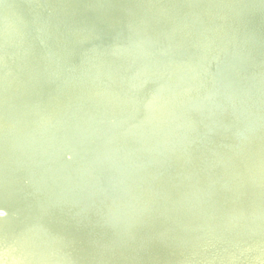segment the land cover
Listing matches in <instances>:
<instances>
[{"label":"bare ground","instance_id":"bare-ground-1","mask_svg":"<svg viewBox=\"0 0 264 264\" xmlns=\"http://www.w3.org/2000/svg\"><path fill=\"white\" fill-rule=\"evenodd\" d=\"M0 206V264H264L202 240L264 237V0H0Z\"/></svg>","mask_w":264,"mask_h":264},{"label":"water","instance_id":"water-1","mask_svg":"<svg viewBox=\"0 0 264 264\" xmlns=\"http://www.w3.org/2000/svg\"><path fill=\"white\" fill-rule=\"evenodd\" d=\"M110 70H107V72H109ZM91 78H95V76H91ZM243 201L246 204H251L253 203V201L247 196L244 195L243 197ZM231 198H227L224 200H219V199H215V198H201L198 202V206H193V205H189L185 202H178L176 205V207L180 210H185L188 211L191 214L190 220H192L191 222L198 220L199 218H204L203 213L205 210H209L211 208H215V207H219V206H224L227 205L231 202ZM8 214V209L4 206H0V217L7 215ZM162 218L168 220L171 224H176V220L174 218H170L168 216H165L164 214H160ZM149 236L153 239H155L154 234L152 232L148 233ZM184 238H180L179 243H181V240H183ZM264 237H260V235H252L251 239H245V240H235V239H230V238H226L224 240H228L226 242H221V247L219 245V241H213V240H209L208 238H203L202 240H205L204 242H207L210 246L209 251L212 253H222L224 249L228 250V252H235V251H242L241 249L245 250H249V257H254V251H252L253 248H257V247H263L264 248ZM224 240H220V241H224ZM151 242H157L159 249L163 252H165V254L167 256H174L175 255V251H179V248H181V246H177L178 244H173V243H168V242H163L160 240H153V241H141L138 245H139V250L137 252H133L130 256H123V257H128L132 259H123V260H127L124 263L125 264H133L135 262H130V260L132 261H136L137 259H135L134 257L137 254H140L141 252H146V253H151L153 251L152 246L150 245ZM210 242H215L213 244H211ZM192 242L188 243V246H193ZM218 246V247H215ZM181 250H185V251H191V249L189 248H182ZM53 255L61 258L59 253L57 251L53 250ZM137 253V254H135ZM90 254V252L81 253V257L83 258V260L85 262H87V255ZM169 254V255H168ZM244 255V252H243ZM105 257V256H104ZM245 256H243L244 258ZM122 261L121 256L116 257L115 260L109 261V264H120ZM88 263V262H87ZM149 264H151L150 262H147Z\"/></svg>","mask_w":264,"mask_h":264}]
</instances>
